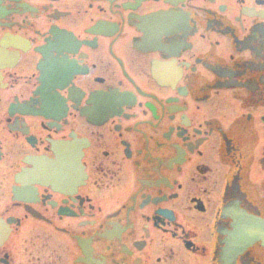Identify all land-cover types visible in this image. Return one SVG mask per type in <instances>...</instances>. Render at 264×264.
Returning <instances> with one entry per match:
<instances>
[{"label":"flooded vegetation","instance_id":"obj_1","mask_svg":"<svg viewBox=\"0 0 264 264\" xmlns=\"http://www.w3.org/2000/svg\"><path fill=\"white\" fill-rule=\"evenodd\" d=\"M239 213L264 0H0V264H264Z\"/></svg>","mask_w":264,"mask_h":264},{"label":"water","instance_id":"obj_2","mask_svg":"<svg viewBox=\"0 0 264 264\" xmlns=\"http://www.w3.org/2000/svg\"><path fill=\"white\" fill-rule=\"evenodd\" d=\"M231 239L232 241L229 243L228 249H225L223 252L226 253L228 251V253H233L234 258L257 242H260L264 246V220L239 213L237 225L234 226ZM225 257L224 255V261L226 260Z\"/></svg>","mask_w":264,"mask_h":264}]
</instances>
